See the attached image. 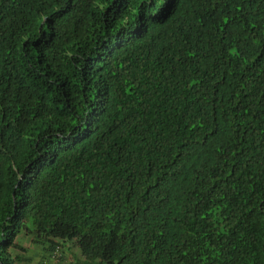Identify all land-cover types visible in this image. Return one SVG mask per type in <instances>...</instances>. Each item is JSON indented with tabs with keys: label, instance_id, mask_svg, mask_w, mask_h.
<instances>
[{
	"label": "trees",
	"instance_id": "trees-1",
	"mask_svg": "<svg viewBox=\"0 0 264 264\" xmlns=\"http://www.w3.org/2000/svg\"><path fill=\"white\" fill-rule=\"evenodd\" d=\"M22 234L264 264V0H0V264Z\"/></svg>",
	"mask_w": 264,
	"mask_h": 264
},
{
	"label": "clouds",
	"instance_id": "clouds-1",
	"mask_svg": "<svg viewBox=\"0 0 264 264\" xmlns=\"http://www.w3.org/2000/svg\"><path fill=\"white\" fill-rule=\"evenodd\" d=\"M25 236V235H23ZM23 236H19L17 239V245H19L20 247H23L25 249V251H22L20 249H15L12 250L11 249V255L15 258L18 257L20 259V261L16 262L15 264H22V263H26L28 264L30 262V259H28V255H32L34 252L32 251L31 248H28L27 246H33V247H39L42 250L41 255H39L38 253H34L36 256L39 257V263L38 264H81V262L83 261L82 256L78 250V247L74 244H63V245H59L57 244L55 247H53L52 249L47 248V249H43L42 245L40 243H37L35 241L34 236H26V239L28 238L30 240V242H25L23 246V244H20L18 241H20L21 237ZM32 240H31V238ZM25 239V240H26ZM24 240V241H25ZM27 243V244H26ZM72 246H75V252L73 253V250L70 248ZM15 251H21V254H15ZM58 251L59 256H56L57 262L53 261L54 258V254ZM76 252L78 254H76Z\"/></svg>",
	"mask_w": 264,
	"mask_h": 264
},
{
	"label": "rangeland",
	"instance_id": "rangeland-1",
	"mask_svg": "<svg viewBox=\"0 0 264 264\" xmlns=\"http://www.w3.org/2000/svg\"><path fill=\"white\" fill-rule=\"evenodd\" d=\"M23 235V234H22ZM21 235V236H22ZM31 238V237H30ZM26 236H23V237H21V239H20V241H18L20 244H23V246H25L24 245V243L25 242H30V240L27 238L26 240ZM25 240V241H24ZM31 240H32V238H31ZM26 243V244H27ZM28 248H31L32 249V251L34 252V253H38L39 255H41V253H42V250L38 247H33V246H27ZM72 250H73V253L75 252V246H72V247H70ZM32 254V255H28L27 257H28V259H30V262L28 263V264H38L39 263V257L38 256H36L35 254ZM15 254H21V251H15ZM76 254H78L77 252H76ZM22 264H26V263H22Z\"/></svg>",
	"mask_w": 264,
	"mask_h": 264
},
{
	"label": "built area",
	"instance_id": "built-area-1",
	"mask_svg": "<svg viewBox=\"0 0 264 264\" xmlns=\"http://www.w3.org/2000/svg\"><path fill=\"white\" fill-rule=\"evenodd\" d=\"M54 255H55V256H54V258H53V261H54V262H57L56 256H57V257L59 256L58 251H57Z\"/></svg>",
	"mask_w": 264,
	"mask_h": 264
}]
</instances>
